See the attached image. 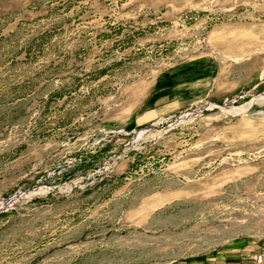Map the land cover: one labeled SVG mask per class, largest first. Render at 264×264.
I'll list each match as a JSON object with an SVG mask.
<instances>
[{
	"label": "rangeland",
	"instance_id": "rangeland-1",
	"mask_svg": "<svg viewBox=\"0 0 264 264\" xmlns=\"http://www.w3.org/2000/svg\"><path fill=\"white\" fill-rule=\"evenodd\" d=\"M264 0H0V264H257Z\"/></svg>",
	"mask_w": 264,
	"mask_h": 264
},
{
	"label": "crops",
	"instance_id": "crops-1",
	"mask_svg": "<svg viewBox=\"0 0 264 264\" xmlns=\"http://www.w3.org/2000/svg\"><path fill=\"white\" fill-rule=\"evenodd\" d=\"M223 264H251V263H247L245 261H240V260L231 261L230 259H228Z\"/></svg>",
	"mask_w": 264,
	"mask_h": 264
},
{
	"label": "built area",
	"instance_id": "built-area-1",
	"mask_svg": "<svg viewBox=\"0 0 264 264\" xmlns=\"http://www.w3.org/2000/svg\"><path fill=\"white\" fill-rule=\"evenodd\" d=\"M255 260L257 264H264V252H262L261 254H258Z\"/></svg>",
	"mask_w": 264,
	"mask_h": 264
}]
</instances>
